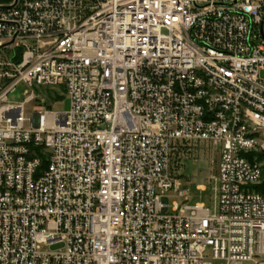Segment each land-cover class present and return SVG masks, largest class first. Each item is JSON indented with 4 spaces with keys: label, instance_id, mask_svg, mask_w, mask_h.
Masks as SVG:
<instances>
[{
    "label": "built area",
    "instance_id": "built-area-1",
    "mask_svg": "<svg viewBox=\"0 0 264 264\" xmlns=\"http://www.w3.org/2000/svg\"><path fill=\"white\" fill-rule=\"evenodd\" d=\"M263 179L264 0H0V264H264Z\"/></svg>",
    "mask_w": 264,
    "mask_h": 264
},
{
    "label": "rangeland",
    "instance_id": "rangeland-1",
    "mask_svg": "<svg viewBox=\"0 0 264 264\" xmlns=\"http://www.w3.org/2000/svg\"><path fill=\"white\" fill-rule=\"evenodd\" d=\"M22 99L21 89L8 96L9 101H20ZM52 99L50 109L53 111L64 112L69 109L70 101L67 97L63 99ZM31 105H27V112H31ZM40 104V103H36ZM42 106H45L41 104ZM173 171L178 173L184 185L189 187V194L192 202L201 201L208 203V179L216 172L217 152L210 149L201 142H194L192 146H186L174 153L172 159ZM200 186H205V191L199 193ZM57 248V246L53 247Z\"/></svg>",
    "mask_w": 264,
    "mask_h": 264
},
{
    "label": "trees",
    "instance_id": "trees-1",
    "mask_svg": "<svg viewBox=\"0 0 264 264\" xmlns=\"http://www.w3.org/2000/svg\"><path fill=\"white\" fill-rule=\"evenodd\" d=\"M48 96L50 97V93L48 94ZM41 155V154H40ZM46 164V161L44 159H42V166H44ZM252 189L259 191V192H263L264 191V179L261 182V184L256 185V186H251Z\"/></svg>",
    "mask_w": 264,
    "mask_h": 264
}]
</instances>
